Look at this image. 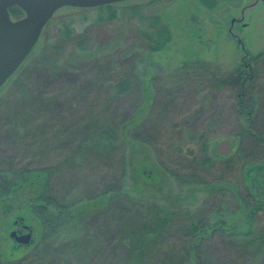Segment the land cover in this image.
I'll use <instances>...</instances> for the list:
<instances>
[{
  "label": "rangeland",
  "instance_id": "1",
  "mask_svg": "<svg viewBox=\"0 0 264 264\" xmlns=\"http://www.w3.org/2000/svg\"><path fill=\"white\" fill-rule=\"evenodd\" d=\"M215 2L216 7L209 9L200 0H128L113 3L121 16L105 22H97V9L63 7L54 14L30 55L0 88V175L20 166L54 167L49 195L58 207L71 210L74 220L51 230L41 225L38 214L25 209L39 200L41 186L2 200L0 264H112L119 260L113 252L115 226L125 216L120 207L125 196L193 213L209 198L206 209L215 212L206 222L217 230L208 244L217 257L207 256L203 264H264V199L257 212L252 209L244 183L246 169L236 161L238 142L230 137L242 130L236 92L215 90L206 73L183 68L200 61L231 71L246 53L264 52V1ZM135 5L144 8L146 17L159 15L169 25L172 41L163 51L147 50L139 41L131 11L126 10ZM64 26L71 28L66 37ZM75 62L78 74L71 69ZM114 62L122 65L123 73H135L144 88L134 86L128 96L114 99L108 80L94 86ZM261 62L254 92L259 123L264 119V59ZM91 104L104 105L102 121L108 126L118 116L120 121L136 116V123L118 133L114 150L104 156L95 149L89 152L95 142L84 141ZM139 105L143 107L137 110ZM217 115L212 133L218 138L207 155L224 140L234 146L211 164H194L191 154L200 160L204 153L185 142ZM79 145L89 148L83 160L76 157ZM123 157L126 173L119 183ZM176 175L188 180L195 175L208 184L182 183ZM212 189L221 191L214 196ZM25 217L32 225L27 226L29 232L24 230ZM186 227L178 225L159 240L158 253L150 255L154 264H162L164 255L173 256V249L181 253L188 249ZM13 231L31 233V242L17 243L10 237ZM78 237L96 243L89 245L88 253L65 250L63 245ZM44 246L52 255L50 251L43 255ZM178 258L194 262L182 254Z\"/></svg>",
  "mask_w": 264,
  "mask_h": 264
},
{
  "label": "trees",
  "instance_id": "2",
  "mask_svg": "<svg viewBox=\"0 0 264 264\" xmlns=\"http://www.w3.org/2000/svg\"><path fill=\"white\" fill-rule=\"evenodd\" d=\"M200 1L209 9H214L216 7V0ZM95 9L98 11L96 17L97 22L113 21L121 16L119 8L113 6V4L81 10L88 12ZM126 10L131 11L133 22L135 23L134 26L141 39L139 41L144 44L143 46L147 50L161 52L171 43V29L161 16L150 14L146 17L144 8L140 5L128 7ZM10 14L14 17H21L24 13L20 8L13 7L10 9ZM70 34L71 28L64 26L62 28V37H66ZM80 36H83V34H80ZM263 59L264 52L255 55L246 53L239 66L231 71L224 72L217 66L200 61L186 64L183 67L184 69L190 67L195 69L194 71L202 72L203 74L206 73L209 80L208 82L212 83L213 89L215 90L224 91L227 88H231L236 92L235 99L240 109L239 124L242 130L237 135H231L230 137L235 138L238 142L236 161H242L244 164L242 167L243 171L246 169V172H244V183L247 184L245 185L247 187L246 196L253 204L252 209L256 212L260 206H263L264 199V119L259 123V118L256 114L257 100L254 92L258 85L257 72ZM76 64L75 62V66L71 69L75 71V74H78L80 69ZM121 66L122 65H119V63L114 62L112 67L107 68L108 72L105 73V71H103L97 78L98 84H94V86L97 87L100 82L108 80V82H110V84L107 85L108 88H110L108 93H110L114 99L128 96L134 86L142 88L145 86L143 81L140 80L138 76H135V73H123ZM104 83L105 82H103V84ZM84 86L85 85L81 87ZM143 90L144 92L142 93H145V89ZM103 107L104 105L102 104H91L90 108L92 115H89V117L84 120L86 131L84 141L91 140L95 142L89 152L95 149L98 151V156L101 154L104 156L107 151L112 152L115 148V142L119 141L118 133L123 129H128L129 126L136 123V116L130 114L131 116L123 121H120V119H122H119L120 116L116 117L113 125L108 126L102 121L104 116L101 110ZM142 107V105H139L137 110H140ZM219 118L220 116L218 115L214 116L212 119L208 120L204 129L197 132L195 131L188 136L185 143L197 146L200 152L204 153L203 159L200 160L197 158L196 154H191L194 164L200 161L202 166L208 165L211 164L216 157L213 153L208 156L207 152L209 146L218 138L212 133V127L218 122L217 120ZM257 123L261 124V126L259 127ZM1 127L3 126L1 125L0 128ZM84 141L80 144H84ZM86 149L89 148L79 145L76 157L83 160L87 153L85 152ZM217 156L220 157L222 155ZM70 163L73 164L75 161L72 160ZM125 166L123 157L120 161L119 183L122 182L125 177ZM3 172L0 175V202L4 199H11L19 191L33 188L37 189L41 186L39 200L25 209L38 214L37 219L40 220L41 225L51 230L62 227L64 223L61 224V222H64V220H74L72 218V211H65L58 207L54 199L55 197L49 195L48 183L50 178L54 176V167H50L49 165L45 167L20 166L18 171H12V168H10L4 173ZM176 177L182 183L186 184L189 183V181L198 185L208 184L207 182L197 181L195 175L190 176L189 180L186 179L185 176L176 175ZM42 187H44V189H42ZM211 191V194L215 196L218 195V192L221 190L216 191L212 189ZM209 200L208 198L204 201L203 206L193 213L189 210L166 208L155 202L138 200L130 196H125V200H123L124 204L120 205L123 209L121 213L125 216L121 218L115 226L116 240L113 252L119 255V260H115L112 264H154L153 259H151L153 256L150 255H156L158 253L159 240L163 236L171 234L176 226H183L184 223L187 226L185 232L189 243L188 249H184L182 253L173 249V256L164 255V257H162V264H188L187 262L184 263L180 258L177 260V257L181 254L193 259L194 262L191 261L189 264H203V259L205 257L207 258V256L216 258L217 255L215 253L211 254V247L208 244V239L212 238L214 236V231L217 230L216 226H212L206 222L207 219L214 218L215 212L212 209H206ZM203 210L207 213H205V211L203 212ZM255 211L252 214H255ZM200 214L203 218H198ZM24 221L25 226H32L30 225L29 219L26 217L23 222ZM83 238L84 237L75 238L63 245V247L65 250L72 251V254L75 255L88 253L90 251V249H88L89 245L96 243V239H92L88 242L86 239L85 241L82 240ZM45 246L44 249L46 253L43 254L44 256L47 254V251L51 249L49 246L47 248ZM64 248L61 249L59 254H64ZM50 254L51 251L48 252V255ZM62 264L70 263L66 261L62 262Z\"/></svg>",
  "mask_w": 264,
  "mask_h": 264
},
{
  "label": "water",
  "instance_id": "3",
  "mask_svg": "<svg viewBox=\"0 0 264 264\" xmlns=\"http://www.w3.org/2000/svg\"><path fill=\"white\" fill-rule=\"evenodd\" d=\"M123 1L128 0H0V88L30 55L44 27L59 9L93 8ZM13 7L20 8L24 17L13 19L10 14ZM233 146L230 140H224L213 154L228 155ZM10 237L19 244L32 240L31 233L19 235L17 231Z\"/></svg>",
  "mask_w": 264,
  "mask_h": 264
},
{
  "label": "flooded vegetation",
  "instance_id": "4",
  "mask_svg": "<svg viewBox=\"0 0 264 264\" xmlns=\"http://www.w3.org/2000/svg\"><path fill=\"white\" fill-rule=\"evenodd\" d=\"M16 225H18V224H16ZM24 230H25V232L27 231V232H29L30 231V229H28V228H26L25 226H24ZM18 233V232H17ZM19 234V233H18ZM19 235H21V234H19Z\"/></svg>",
  "mask_w": 264,
  "mask_h": 264
}]
</instances>
